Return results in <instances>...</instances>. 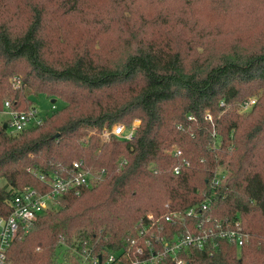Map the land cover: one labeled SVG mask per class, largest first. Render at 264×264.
Returning a JSON list of instances; mask_svg holds the SVG:
<instances>
[{"label": "trees", "instance_id": "obj_1", "mask_svg": "<svg viewBox=\"0 0 264 264\" xmlns=\"http://www.w3.org/2000/svg\"><path fill=\"white\" fill-rule=\"evenodd\" d=\"M58 1L67 13L76 12L78 0ZM29 7L22 31L14 30L10 18L0 21V102L8 97L0 110L4 100L18 111L35 109L26 93L36 82V94L63 105L14 136L0 125V216L9 215L18 192L49 190L38 174L68 177L80 161L100 179L78 196L62 195L57 210L20 232L8 251L10 264H53L60 251L77 264L69 248L120 247L137 238L147 213L160 216L167 203L183 210L203 200L218 170L225 179L208 214L238 217L249 239L240 248L218 242L212 255L192 250L187 264H264V47L231 50L216 63L194 61L186 68L169 44L139 41L117 62L101 63L86 51L55 67L44 58L43 0H30ZM12 75L16 86L6 91ZM132 83L121 101L120 88ZM247 84L255 85L251 93L258 100L244 118L233 105ZM125 116L140 122L132 139H98ZM176 150L180 157L173 155ZM181 158L189 165L176 175Z\"/></svg>", "mask_w": 264, "mask_h": 264}, {"label": "rangeland", "instance_id": "obj_2", "mask_svg": "<svg viewBox=\"0 0 264 264\" xmlns=\"http://www.w3.org/2000/svg\"><path fill=\"white\" fill-rule=\"evenodd\" d=\"M29 3L30 0H0V21L10 18L14 30H24L29 22ZM43 6L47 13L41 32L46 45L44 58L55 67L86 51L101 63L117 62L129 51L130 45L135 46L139 41L169 44L180 53L186 68L194 61L216 63L221 54L231 50L250 52L264 47V0H78L74 13L59 8L58 0H43ZM17 64L24 67V62ZM14 78L12 75L7 79L6 91L14 90L13 83L10 84ZM134 84L120 88L121 101L128 98L126 91ZM40 85L36 82L32 93L27 90L26 94L38 116L45 118L63 103L59 99L51 103L48 95L36 94L35 89ZM251 88L255 85L242 86L233 105L244 118L251 109L243 111L239 105L241 100H258ZM7 117L0 115V121L8 120ZM136 121L139 122L136 117L125 116L118 124L131 126ZM100 134L98 139L102 140ZM0 185H4L2 179ZM73 248L66 250L68 256ZM63 256L64 252L60 251L53 264H74L72 259L64 260Z\"/></svg>", "mask_w": 264, "mask_h": 264}, {"label": "built area", "instance_id": "obj_3", "mask_svg": "<svg viewBox=\"0 0 264 264\" xmlns=\"http://www.w3.org/2000/svg\"><path fill=\"white\" fill-rule=\"evenodd\" d=\"M254 104L255 100L250 99L242 101L239 105L243 111H248ZM0 115L8 116V120L0 121V125H7L5 130L8 129L9 135L36 127L44 120V117L38 116L35 109H12L8 100L4 101ZM138 125V121L131 126L116 124L110 129L105 128L100 138L104 141L113 136L130 140ZM173 155L180 157L181 152L176 150ZM188 165L189 162L181 158L179 164L173 168L174 174H180L182 168ZM98 173L84 168L82 162L75 161L68 177L54 176L49 179L42 174L36 175L40 181L47 184V192L25 190L15 194L9 203V215L0 216V264H10L8 251L20 232L27 233L31 230L37 217L46 212V209L56 206L62 195L72 193L78 196L83 188L96 185L100 179ZM224 179L225 174L218 170L210 182V188L203 192V200L188 208L171 210L167 203L164 207L168 211L164 214L156 216L147 213L145 218L139 221L137 238L126 240L120 247L93 251V248L87 245L76 246L70 255L76 258L77 264H187L188 255L192 250L206 251L212 255L218 247V242H226L238 248L245 246L249 234L243 229L238 217L220 219L208 214L212 201L219 196L216 188Z\"/></svg>", "mask_w": 264, "mask_h": 264}, {"label": "water", "instance_id": "obj_4", "mask_svg": "<svg viewBox=\"0 0 264 264\" xmlns=\"http://www.w3.org/2000/svg\"><path fill=\"white\" fill-rule=\"evenodd\" d=\"M54 102H55V100L52 99V100H51V103H54ZM6 127H7V125L4 124V125H3V129H6ZM56 137H57V134H55V135L53 136V138H56Z\"/></svg>", "mask_w": 264, "mask_h": 264}]
</instances>
